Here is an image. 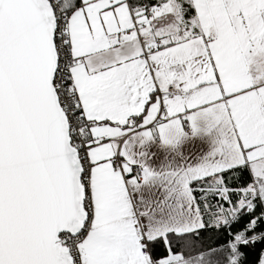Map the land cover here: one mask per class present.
<instances>
[{
    "label": "snow or ice",
    "instance_id": "1",
    "mask_svg": "<svg viewBox=\"0 0 264 264\" xmlns=\"http://www.w3.org/2000/svg\"><path fill=\"white\" fill-rule=\"evenodd\" d=\"M0 264H264V0H0Z\"/></svg>",
    "mask_w": 264,
    "mask_h": 264
}]
</instances>
